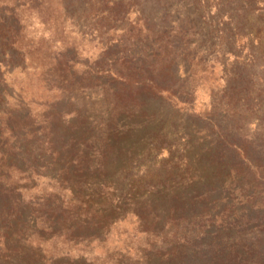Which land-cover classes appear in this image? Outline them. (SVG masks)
I'll use <instances>...</instances> for the list:
<instances>
[{"label":"trees","instance_id":"obj_1","mask_svg":"<svg viewBox=\"0 0 264 264\" xmlns=\"http://www.w3.org/2000/svg\"><path fill=\"white\" fill-rule=\"evenodd\" d=\"M57 1L66 17L91 9L93 19L112 20L104 10L108 0ZM188 1L191 7L165 10L155 19L137 10L129 21L118 8L113 17L121 24L105 27L117 38L106 44L93 69L78 72L68 50L56 53L43 75L59 96L39 114L4 88L0 74L4 251L16 245L13 251L21 254V246L31 243L24 213L33 217L34 229L50 234L99 227L117 211L120 198H87L83 191L100 181L106 188L108 171L119 167L126 173L125 185L133 181L145 192L144 198L137 192L138 198L124 201L135 209L138 222L146 219L151 234L163 233L167 264H264V82L256 86L227 70L224 22H213L203 11L206 0ZM76 2H85L89 10H73ZM0 48L5 63L3 56L11 57L7 43L0 42ZM208 67L218 71L220 84L209 93L207 107L193 113L197 76ZM160 104L180 112L178 118L184 115L186 122L194 120L181 126L174 122L169 130L160 127L137 146L127 145L139 124L155 121ZM39 181L55 186L26 201L25 193ZM183 181L210 188L181 198L187 195L175 188ZM162 190L169 198L159 205L149 196ZM67 191L74 193L65 199Z\"/></svg>","mask_w":264,"mask_h":264},{"label":"rangeland","instance_id":"obj_2","mask_svg":"<svg viewBox=\"0 0 264 264\" xmlns=\"http://www.w3.org/2000/svg\"><path fill=\"white\" fill-rule=\"evenodd\" d=\"M110 2L116 4L112 6ZM188 5L191 7L188 0H108L104 10L108 9L113 21L110 18L99 21L92 18L91 9L84 16L72 11L69 13L70 18L66 17L60 11L57 0H37L34 5L29 0H0V42L7 43L11 54V57L3 56L5 63L0 61L4 88L20 95L25 108L32 114H39L59 96L55 90L48 89L43 75L54 62L56 53L68 50L67 54L76 63L75 70L78 72L86 67L93 69L99 66V57L106 44L117 38V34L112 30L108 32L107 28H112L114 23L121 24L115 22L117 17H113L117 16L118 8L121 9L120 14L125 12L129 21H132L137 10L155 19L161 17L160 13L165 10L174 13L185 6L188 8ZM202 6L213 22H224L228 41V51H225L227 70L235 78L261 86L264 82V0H206ZM72 9L86 12L89 7L85 2H76ZM10 25L17 28L16 34L12 33ZM213 70L208 67L206 74L197 76L193 113L207 107L209 93L220 84L217 81L218 71ZM9 103H12L11 99ZM156 107L155 121L146 127L139 124V133L130 134L127 145L135 147L151 134H157L160 127L169 130L174 122L179 126L182 123L188 125L195 117L186 122L184 115L178 118L180 112L163 104ZM178 145L181 146V143ZM163 154L165 151H162L161 156ZM128 165L130 168L135 166L133 162ZM108 174L106 188L101 187L100 181L85 186L83 191L87 198H120L121 205L117 211L111 212L99 227H83L68 234H50L40 228L34 229L33 217L24 213L27 223L24 233L29 236L31 243L21 246V254L13 251L18 248L16 245L6 252L0 233V264H167L162 244L163 233L151 234L146 219L138 222L135 209L124 201V198H138L137 192L141 194L139 198H144L145 192L135 189L133 181H130L129 186L125 185L123 176L126 173L120 171L119 167H112ZM185 182L175 188H182L181 194L187 195L181 198H193V191L200 195L210 188L209 184L191 186ZM53 186L44 181L36 182L35 189L25 193V200L48 194ZM73 193L67 191L64 198H70ZM149 198H158L160 205L163 198H169V193L162 190ZM191 208L187 207L186 210ZM199 208L193 207L192 210L197 213ZM38 226H41L39 221Z\"/></svg>","mask_w":264,"mask_h":264}]
</instances>
